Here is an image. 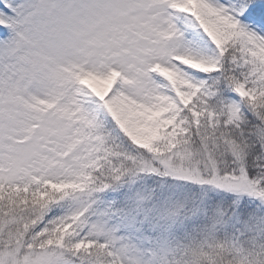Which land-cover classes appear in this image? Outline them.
I'll return each instance as SVG.
<instances>
[{
  "label": "snow or ice",
  "instance_id": "obj_1",
  "mask_svg": "<svg viewBox=\"0 0 264 264\" xmlns=\"http://www.w3.org/2000/svg\"><path fill=\"white\" fill-rule=\"evenodd\" d=\"M0 264H264V0H0Z\"/></svg>",
  "mask_w": 264,
  "mask_h": 264
}]
</instances>
